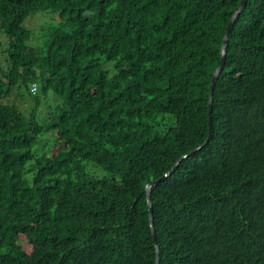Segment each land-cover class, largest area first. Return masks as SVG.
Wrapping results in <instances>:
<instances>
[{"label":"trees","instance_id":"trees-1","mask_svg":"<svg viewBox=\"0 0 264 264\" xmlns=\"http://www.w3.org/2000/svg\"><path fill=\"white\" fill-rule=\"evenodd\" d=\"M240 4L0 0V264H156L151 215L160 264H264V0L210 117Z\"/></svg>","mask_w":264,"mask_h":264},{"label":"water","instance_id":"water-1","mask_svg":"<svg viewBox=\"0 0 264 264\" xmlns=\"http://www.w3.org/2000/svg\"><path fill=\"white\" fill-rule=\"evenodd\" d=\"M248 0H241V4H240V9L235 13V15L232 17L230 23H229V26L227 28V33L224 37V40H223V45H222V56H221V66L216 69V71L214 72V75H213V81H212V86H211V93H210V117L212 118V101H213V91H214V88H215V85H216V81L218 79V76L219 74L221 73V71L224 69V66H225V60H226V47H227V43H228V40H229V36H230V33L232 31V28L234 27V23L238 17V15L244 10L245 8V5L247 3ZM212 120L210 119V137L212 135ZM182 159H180L179 162H181ZM179 162L177 163V165L179 164ZM177 167V166H176ZM175 167V168H176ZM174 168V169H175ZM173 169V170H174ZM157 181H154V182H151L149 183L147 186H146V190H147V196H148V201H149V205H150V212L152 213V202H151V192H150V189H151V186L152 185H155ZM150 222H151V226H152V233H153V237L155 239V243H156V247H157V262L156 264H160V248H159V245H158V242H157V238H156V234H155V231H154V228H153V217L151 215V219H150Z\"/></svg>","mask_w":264,"mask_h":264},{"label":"rangeland","instance_id":"rangeland-1","mask_svg":"<svg viewBox=\"0 0 264 264\" xmlns=\"http://www.w3.org/2000/svg\"><path fill=\"white\" fill-rule=\"evenodd\" d=\"M38 14H47V13L45 11H40V12H37V13L32 14L26 20L25 25L28 28H30L34 33L36 32V33H39L40 34L42 32V30L39 27V23H40V21L42 23H45L46 22L45 17H47V16L46 15H43L42 17H40V15H38ZM36 15H38V16H36ZM33 16H35V17H33ZM31 17H33V18H31ZM0 34L3 35V36H0V49H1L0 50V63H1L2 66H6V57L2 56V55H4L2 49H5V47L7 46L8 37L4 33H1L0 32ZM30 44L32 46H38L39 45V41L37 39V36L33 38V40L30 42ZM15 90H18V91L22 92L23 94H26L24 87H21V88L16 87ZM14 98H15V96H13V95L10 96V99L14 100ZM25 105L26 104H24V106ZM97 170L99 172L98 174H104V172H105L104 170H102V171L100 169H97ZM28 245L29 244H27V243L24 244V246H26L27 248H29Z\"/></svg>","mask_w":264,"mask_h":264}]
</instances>
